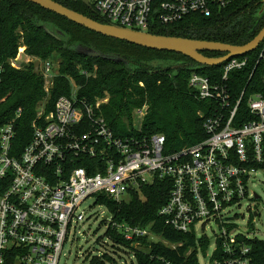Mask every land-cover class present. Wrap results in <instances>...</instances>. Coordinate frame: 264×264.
I'll use <instances>...</instances> for the list:
<instances>
[{"label": "built area", "instance_id": "2783aa9c", "mask_svg": "<svg viewBox=\"0 0 264 264\" xmlns=\"http://www.w3.org/2000/svg\"><path fill=\"white\" fill-rule=\"evenodd\" d=\"M87 1L106 23L151 33V28L167 27L193 13L207 16L237 0ZM260 44L259 59L264 38ZM247 61L246 56L228 58L218 80L190 73L189 88L197 100L210 102V112L201 114L205 138L177 151H169L163 134L116 135L100 112L107 99L90 103L78 97V88L60 96L49 111L46 101L39 105L32 138L18 155L12 154L17 149L15 119L3 124L0 264H59L70 229L85 220L80 211L84 201L93 197L97 203L105 196L120 203L130 191L156 180L169 182L168 198L159 210L169 227L200 238L197 229L213 223L218 232L212 255L220 245L226 257L210 262L251 264L249 248L242 247L238 237H253L239 230L231 210L250 196L255 174L264 172V99L251 94L243 109L245 89L234 97L228 80ZM39 71L45 79L54 77L50 60L40 61ZM136 111L143 115L142 109ZM20 115L18 109L16 118ZM108 213L107 229L126 240L160 237L149 228L115 222Z\"/></svg>", "mask_w": 264, "mask_h": 264}, {"label": "trees", "instance_id": "16d2710c", "mask_svg": "<svg viewBox=\"0 0 264 264\" xmlns=\"http://www.w3.org/2000/svg\"><path fill=\"white\" fill-rule=\"evenodd\" d=\"M54 1L106 23L81 0ZM44 25L59 38L48 35ZM263 26L264 0H237L224 9H214L210 15L193 13L177 23L150 31L241 46L251 41ZM21 45L28 55L45 58L49 50L56 48L60 56L58 74L44 100L46 111L53 108L60 96L70 94L71 77L79 87L78 97L90 103L107 99L100 104V112L116 135L163 134L169 151L180 150L205 138L203 120L210 112V102L194 97L188 78L192 71H197L218 80L222 64L201 65L180 53L148 49L104 36L29 1L0 0V127L15 119L13 144L17 149L12 154L21 153L31 140V124L46 96L43 78L33 72V63L21 68L11 65ZM262 46L239 56H246L247 64L229 75L234 97L245 89L243 109L251 94L257 93L264 99V52L259 59ZM77 47L92 49L104 57L84 56ZM201 53L207 57L224 55L207 50ZM163 61L169 63H160ZM144 103L147 109L137 130L132 113ZM18 109L21 115L16 118ZM169 188L167 180H156L130 191L126 201L117 203L105 196L97 201L107 206L115 222L149 228L154 235L176 245L172 248L164 241H151L147 237L129 241L117 230L108 228L106 235L117 246L131 251L137 264H199L198 254L206 253L209 248L210 240L205 235L197 238L193 233L177 232L159 215ZM238 242L249 248L247 256L251 264H264V240L239 236ZM224 257L218 245L211 260ZM105 261L115 263L110 255L103 254L101 258H93L91 264H106Z\"/></svg>", "mask_w": 264, "mask_h": 264}, {"label": "rangeland", "instance_id": "374dc122", "mask_svg": "<svg viewBox=\"0 0 264 264\" xmlns=\"http://www.w3.org/2000/svg\"><path fill=\"white\" fill-rule=\"evenodd\" d=\"M81 49V47H77ZM17 56L11 59V62L15 65V68H21L24 65L33 63L35 61L50 60L53 64L54 76L58 74L60 56L56 48L49 50L45 58L40 56L28 55L25 53V46L21 45L18 49ZM17 59V60H16ZM169 63V62H155ZM12 65V64H11ZM14 67V66H13ZM40 74V71H39ZM42 76V75H41ZM43 89L46 94L45 98L41 102L47 99L48 94L45 88L50 89L52 87L53 79H45L43 76ZM54 78V77H53ZM70 84L71 89L79 88L71 77ZM103 100V99H99ZM107 102V100H106ZM105 103V102H104ZM142 109L143 115L137 113L136 110ZM147 104L144 103L141 108L133 110V125L135 128L140 127V123L144 117ZM250 196L244 198L240 207H233L231 210V216L236 217L239 230L247 233L258 239L264 240V172L258 171L254 179L249 183ZM254 194L259 198L255 199ZM80 211L84 212L85 220L77 225L75 228L70 229L68 235V241L65 243L62 255L60 257L59 264H88L93 257H101L103 254L110 255L115 263L112 264H137L132 252L122 246H117L106 235L107 225L109 220H103L104 216L108 213L106 205L96 203L93 197L88 198L80 206ZM257 212V215H254ZM218 232V228L213 224H207L203 230L201 227L197 229V233L200 237L206 236L210 240V246L206 253H199V264H212L210 262L211 255L214 249V233ZM152 240L162 241L161 237H152ZM138 247V246H136ZM141 248V247H139Z\"/></svg>", "mask_w": 264, "mask_h": 264}, {"label": "water", "instance_id": "95a60500", "mask_svg": "<svg viewBox=\"0 0 264 264\" xmlns=\"http://www.w3.org/2000/svg\"><path fill=\"white\" fill-rule=\"evenodd\" d=\"M25 1H29L36 5H39L43 9L49 10L62 17H65L68 20L85 27L86 29H89L101 35L115 38L148 49L180 53L193 59L195 62L201 65L216 66L222 64L230 57L245 55L255 50L264 38V26L251 41L241 46L214 41L190 39L179 36L153 34L149 32L121 27L111 23H100L54 0ZM81 1L84 4L90 6L87 0ZM42 27L48 35L59 38L58 34L49 29L47 26L44 25ZM202 50L223 52L224 55L220 57H207L201 53ZM78 52L88 57H104V55L92 49L81 48L78 49ZM39 65L40 61H35L33 64V72L37 75L39 74ZM254 198L258 199L259 197L257 195H254ZM254 215H256V212H254ZM108 216L109 213L104 216L103 220H106Z\"/></svg>", "mask_w": 264, "mask_h": 264}, {"label": "flooded vegetation", "instance_id": "af4514ba", "mask_svg": "<svg viewBox=\"0 0 264 264\" xmlns=\"http://www.w3.org/2000/svg\"><path fill=\"white\" fill-rule=\"evenodd\" d=\"M75 1H77V0H75Z\"/></svg>", "mask_w": 264, "mask_h": 264}]
</instances>
